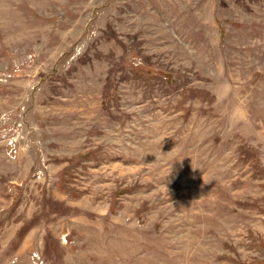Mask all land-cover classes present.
<instances>
[{
    "label": "rangeland",
    "instance_id": "obj_1",
    "mask_svg": "<svg viewBox=\"0 0 264 264\" xmlns=\"http://www.w3.org/2000/svg\"><path fill=\"white\" fill-rule=\"evenodd\" d=\"M0 264H264V0H0Z\"/></svg>",
    "mask_w": 264,
    "mask_h": 264
}]
</instances>
